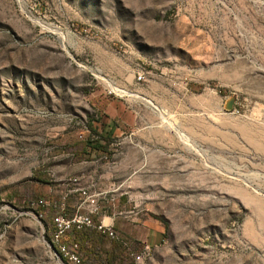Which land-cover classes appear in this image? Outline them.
Returning <instances> with one entry per match:
<instances>
[{
  "label": "rangeland",
  "instance_id": "obj_1",
  "mask_svg": "<svg viewBox=\"0 0 264 264\" xmlns=\"http://www.w3.org/2000/svg\"><path fill=\"white\" fill-rule=\"evenodd\" d=\"M74 137L102 213L163 226L141 264H264V0H0V264H58L37 202Z\"/></svg>",
  "mask_w": 264,
  "mask_h": 264
},
{
  "label": "crops",
  "instance_id": "obj_2",
  "mask_svg": "<svg viewBox=\"0 0 264 264\" xmlns=\"http://www.w3.org/2000/svg\"><path fill=\"white\" fill-rule=\"evenodd\" d=\"M104 104L105 106L99 108L97 119L93 121V128L102 134L109 131L113 132L116 128V126L113 128L112 123L114 116L110 112L108 105ZM99 143V141L77 140L74 137L72 141L68 140V142H65V145H54L59 152L57 156L62 154V156L65 155L66 157L59 160L57 165L53 167L54 177L51 179L50 185L44 188L43 191L46 198L63 202L67 214L73 213L81 200L80 193L71 190L76 185L98 193L115 189L110 188L109 183L107 184L104 181L108 176L100 173L97 161L91 159L93 152L103 148ZM74 177L77 178V182L71 180ZM36 181H39L38 178H36ZM119 199L117 198V202ZM120 201L121 204L120 202L113 203L111 208H107L108 210H105L95 218L111 224L120 240L111 239L104 233L87 227L69 233L67 236L68 242L77 239L76 241L80 245L82 264H119L114 257L118 255L120 250L126 253L128 250L126 246L136 243L142 250L145 245L150 247L163 241L165 235L163 226L155 220L142 222L125 220L126 218L121 215L125 211L126 204L122 200ZM105 239L110 243H105ZM129 253L132 255L133 251L130 250ZM99 259L100 263L98 262Z\"/></svg>",
  "mask_w": 264,
  "mask_h": 264
},
{
  "label": "built area",
  "instance_id": "obj_3",
  "mask_svg": "<svg viewBox=\"0 0 264 264\" xmlns=\"http://www.w3.org/2000/svg\"><path fill=\"white\" fill-rule=\"evenodd\" d=\"M71 180L77 182L76 177ZM71 190L77 191L81 195V200L76 210L71 214L65 212L63 202L42 199H39L37 202L55 210L51 219L52 229L49 234L48 245L53 250L58 264H82L80 245L75 240L71 242L67 241L69 233L87 227L96 229L111 239L120 240L111 224L104 223L103 220L95 219L102 214L99 198L103 192L88 191L79 185H76ZM36 213L39 217L42 216L41 212L36 211ZM149 250L150 247L145 245L141 254L135 256V264H141L143 254H146Z\"/></svg>",
  "mask_w": 264,
  "mask_h": 264
},
{
  "label": "water",
  "instance_id": "obj_4",
  "mask_svg": "<svg viewBox=\"0 0 264 264\" xmlns=\"http://www.w3.org/2000/svg\"><path fill=\"white\" fill-rule=\"evenodd\" d=\"M234 100H235L234 95L229 96L224 102V108L230 110L233 106Z\"/></svg>",
  "mask_w": 264,
  "mask_h": 264
}]
</instances>
